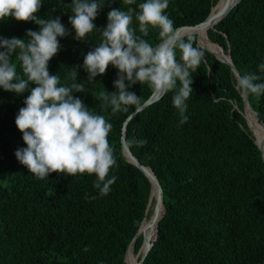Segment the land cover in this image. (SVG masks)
Listing matches in <instances>:
<instances>
[{"label": "trees", "instance_id": "obj_1", "mask_svg": "<svg viewBox=\"0 0 264 264\" xmlns=\"http://www.w3.org/2000/svg\"><path fill=\"white\" fill-rule=\"evenodd\" d=\"M218 1L169 0L165 14L176 29L194 26ZM101 2L104 4L94 20L97 28L107 26L111 9L127 11L131 7L139 11L144 0L133 5L123 0ZM71 3L43 0L36 13L44 19L60 17L71 32L58 37L63 47L49 61V72L59 75L60 86H71L76 69V82L84 85V92L73 95L113 125L109 142L118 167L110 170L109 178L116 175L118 179L106 196L94 187L95 174L50 173L38 179L15 156L17 149L27 147L15 119L30 90L18 95L0 87V264H127L128 247L132 244L137 254L146 239V233L134 237L148 214L151 184L121 152L123 123L136 108L113 113L112 106L98 98L102 91H117L114 80L119 70L110 64L95 81L87 80L84 56L98 46L102 36L93 31L87 42L74 39L75 30L69 22ZM40 27L35 21L8 18L0 21V36L27 41V30L39 31ZM132 27L142 36L135 17ZM158 33V28L149 26V35L143 38L155 46ZM189 35L196 37L193 46L198 47V34L179 39L186 41ZM206 37L225 54L229 51L239 75L255 73L261 76L257 83L264 82L258 67L264 63V0H239L207 30ZM203 51L204 59L193 73L186 123H179L172 103L174 93L169 92L126 125V145L138 162L155 174L164 206L157 237L141 264H264V159L246 123V107L243 112L242 92L236 88L233 70L219 60L224 59L220 54L212 51L217 59ZM12 60L18 76L27 79L15 55ZM34 86L29 82V88ZM129 90L140 97L141 105L152 94L147 84L139 82ZM246 98L264 122V95L246 94ZM134 138L146 139L147 144L130 145ZM155 234L156 227L150 241ZM85 247L90 250L83 251Z\"/></svg>", "mask_w": 264, "mask_h": 264}, {"label": "clouds", "instance_id": "obj_2", "mask_svg": "<svg viewBox=\"0 0 264 264\" xmlns=\"http://www.w3.org/2000/svg\"><path fill=\"white\" fill-rule=\"evenodd\" d=\"M123 2L133 5L136 0ZM42 4L43 0H0V21L15 18L35 21L41 26L39 31L27 30V41L0 36V49H3L0 51V87L18 95L30 90L25 106L19 109L15 119L27 147L17 149L15 156L38 179H45L50 173L95 174L94 187L101 196H106L118 179L116 175L109 178L110 170L118 167L109 142L113 125L73 95L84 92V85L76 82V69L71 86H60L59 75L50 74L49 61L63 47L58 37H67L71 32L58 16L38 17L36 13ZM103 4L101 0H72L73 15L69 17L75 30L74 39L87 42L93 31H99L102 36L98 46L84 56L82 67L88 73L87 80L95 81V77L106 73L110 64L119 70L114 80L117 91H102L98 98L110 104L113 113L127 112L129 107L139 109L141 99L129 89L138 82L147 84L154 95L173 92L172 103L178 110L179 123H186L193 73L204 59V51L193 46L196 37L189 35L186 41L177 38L174 21L165 14L169 0H144L138 5L139 11L131 7L127 11L113 8L107 13V26L97 28L94 20ZM134 17L142 36L132 27ZM149 26L159 29V43L155 46L143 38L149 35ZM14 55L27 79L18 76L17 65L12 60ZM258 67L264 73V63ZM260 80L261 76L255 73L238 74L236 88L259 97L264 95V82L257 83ZM29 82L35 86L29 88ZM129 144L142 147L147 140L134 138ZM89 250L88 247L83 249Z\"/></svg>", "mask_w": 264, "mask_h": 264}, {"label": "bare ground", "instance_id": "obj_3", "mask_svg": "<svg viewBox=\"0 0 264 264\" xmlns=\"http://www.w3.org/2000/svg\"><path fill=\"white\" fill-rule=\"evenodd\" d=\"M238 0H219L218 3L212 8L210 15L212 17L216 16L218 14V12L222 9H228L229 7H231L233 4H235ZM211 27V24H202L200 26H197L195 28L192 29H188L187 31H193L196 34H198V45H203V42L207 41V45L208 47L211 45V48L208 47H203L206 48L208 50H211L215 53L220 54L221 56L224 57V59H228L227 54H225L222 49L217 46L216 44H212L208 39H207V30ZM200 34V35H199ZM205 39V40H204ZM215 45L216 47L219 48V50H216L214 48ZM246 120L247 123L249 125V128L251 129L252 133L254 134L255 138H256V143L258 145H260L261 147H264V131L263 129L259 126L256 114L248 107L246 106ZM254 123V124H253ZM257 125V126H256ZM257 127L260 129L261 135L258 132ZM125 150L127 151V153L129 154V159L136 161V159L129 153V151L127 150V147L125 146ZM143 171L147 170L146 168H142ZM152 198L157 202L158 206L153 208V205L151 207V202L153 201ZM151 209H154L153 213L151 216H147V219L144 218V220L142 221V224L139 228V233L140 235L142 233H146V239L144 241V245L150 241L152 239V231L153 229L156 227L158 220L160 219L162 212H163V207L162 204L159 200L158 197V191L157 188L153 185L152 186V191H151V201H150V205L148 207L147 212H149ZM130 250V251H129ZM143 250V246L141 248V250L139 251V253L134 254L133 250H132V246L130 245L126 255H125V262L127 264H137L138 262V257L141 254Z\"/></svg>", "mask_w": 264, "mask_h": 264}, {"label": "water", "instance_id": "obj_4", "mask_svg": "<svg viewBox=\"0 0 264 264\" xmlns=\"http://www.w3.org/2000/svg\"><path fill=\"white\" fill-rule=\"evenodd\" d=\"M239 2V0L236 2V3H238ZM235 3V4H236ZM235 4H233L231 7H229L227 10L226 9H222V10H220L219 12H218V14L216 15V16H214V17H212L211 15H210V13H211V10H210V12H209V14L207 15V17L203 20V21H201L200 23H198V24H196V25H194V26H182V27H179V28H177L176 30V36H177V38L179 39V38H181V37H183L184 35H186V34H191V33H194V34H196L195 32H193V31H187L188 29L190 30V29H192V28H195V27H197V26H200V25H202V24H211V27L210 28H213V26H214V24H216L217 22H219L222 18H224V16L229 12V10L235 5ZM215 6V5H214ZM196 36H197V34H196ZM207 39H208V37H207ZM209 40V39H208ZM210 41V40H209ZM211 42V41H210ZM212 43V42H211ZM212 44H214V43H212ZM197 45H198V40H197ZM218 46V45H217ZM203 50H207V51H209V52H211V53H213L212 51H210V50H208V49H206V48H202ZM214 54V53H213ZM215 55V54H214ZM227 56H228V59L226 60V59H219L216 55H215V57L217 58V59H219L220 61H222V62H225V63H227L228 65H230V67H231V69L233 70V72H234V74H235V76H237L238 75V72L236 71V69L234 68V66H233V64H232V62H231V59H230V54H229V51H228V54H227ZM161 96H158V95H154V94H151L146 100H145V102L140 106V108L139 109H134L133 110V112L131 113V114H129V116L126 118V120L124 121V123H123V127H122V136H121V152H122V155L124 156V158L128 161V162H130V163H132L133 165H135V166H137L142 172H143V174L148 178V180L150 181V184H151V191H152V186L154 185L156 188H157V191H158V197H159V200H160V202H161V204H162V190H161V187H160V185H159V183H158V180H157V178H156V176H155V174L153 173V171L151 170V168L150 167H148V166H145V165H142V164H140L139 162H138V160L132 155V153H131V151L128 149V147H127V145H126V142H125V130H126V125H127V122L131 119V118H133L140 110H142L143 108H145L146 106H148V105H150V104H152L153 102H155L156 100H158L159 98H160ZM242 99H243V112H244V109H245V107L246 106H248L252 111H253V109L251 108V106L249 105V103H248V101H247V98H246V94H244V93H242ZM255 114H256V112L255 111H253ZM256 116H257V114H256ZM244 117H245V115H244ZM258 118V117H257ZM259 119V118H258ZM245 120H246V118H245ZM260 120V119H259ZM261 121V120H260ZM262 123H263V125H264V122L263 121H261ZM247 125H248V123H247ZM249 127V126H248ZM256 142V141H255ZM257 144V143H256ZM258 145V144H257ZM125 146L127 147V150L129 151V153L136 159V161H133V160H130L129 159V154L127 153V151L125 150ZM258 147H259V149L261 150V154H262V157H263V159H264V147H261L260 145H258ZM142 168H146L147 170H145V171H143L142 170ZM151 191H150V196H149V199H148V203H147V207H146V213H147V210H148V207H149V205H150V201H151ZM162 207H163V212H162V215H163V213H164V206H163V204H162ZM162 215H161V217H162ZM160 217V218H161ZM145 218V217H144ZM143 218V219H144ZM143 221V220H142ZM142 221H141V223H142ZM159 221V220H158ZM141 225V224H140ZM139 228H140V226H139ZM139 228H138V230H137V232H136V234H135V237L134 238H136L137 236H139L140 235V233H139ZM157 233H158V222H157V225H156V234H155V237H154V239L152 240V241H150L148 244H145L144 245V243H143V241H142V245H141V247L143 246V250H142V252H141V255H140V258H139V260H138V264H141V262L143 261V259L146 257V255H147V253H148V251L150 250V248L152 247V245H153V243H154V241H155V239H156V237H157ZM132 245V244H131ZM141 247H140V249H141ZM129 248V247H128ZM140 249H139V251H140ZM128 250V249H127ZM139 251L137 252V253H139ZM127 252V251H126ZM125 255H126V253H125ZM124 261H125V257H124Z\"/></svg>", "mask_w": 264, "mask_h": 264}, {"label": "rangeland", "instance_id": "obj_5", "mask_svg": "<svg viewBox=\"0 0 264 264\" xmlns=\"http://www.w3.org/2000/svg\"><path fill=\"white\" fill-rule=\"evenodd\" d=\"M205 40V39H204ZM202 46H207L208 47V45H207V41L206 42H203V45ZM198 47H200V46H198ZM201 49H202V47H200ZM208 48H211V45L208 47ZM246 123H247V121H246ZM249 126V125H248ZM249 128V127H248ZM249 130L251 131V129L249 128ZM252 132V131H251ZM253 134V133H252ZM152 205H153V208H155V207H157L158 206V204H157V202L155 201V200H153L152 202H151V207H152ZM153 211H154V209H151L149 212H148V214H146V216H145V219H147V216H151L152 215V213H153ZM132 246V245H131ZM138 263V262H137Z\"/></svg>", "mask_w": 264, "mask_h": 264}]
</instances>
